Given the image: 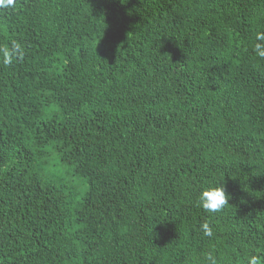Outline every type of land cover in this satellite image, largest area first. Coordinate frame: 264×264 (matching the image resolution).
Here are the masks:
<instances>
[{
    "label": "trees",
    "instance_id": "16d2710c",
    "mask_svg": "<svg viewBox=\"0 0 264 264\" xmlns=\"http://www.w3.org/2000/svg\"><path fill=\"white\" fill-rule=\"evenodd\" d=\"M257 46L264 0H0V264H264Z\"/></svg>",
    "mask_w": 264,
    "mask_h": 264
},
{
    "label": "clouds",
    "instance_id": "9594fccd",
    "mask_svg": "<svg viewBox=\"0 0 264 264\" xmlns=\"http://www.w3.org/2000/svg\"><path fill=\"white\" fill-rule=\"evenodd\" d=\"M257 51L261 57H264V50H261L259 46H257ZM229 197L224 185L208 187L199 193L198 204L209 212H217L229 204ZM204 230L206 235L212 234L207 225H204Z\"/></svg>",
    "mask_w": 264,
    "mask_h": 264
}]
</instances>
